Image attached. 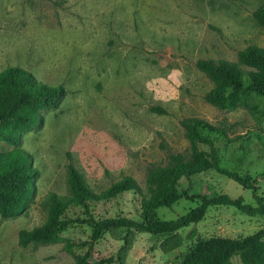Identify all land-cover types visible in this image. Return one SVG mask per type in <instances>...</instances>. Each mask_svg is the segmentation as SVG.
Masks as SVG:
<instances>
[{
  "label": "rangeland",
  "instance_id": "rangeland-1",
  "mask_svg": "<svg viewBox=\"0 0 264 264\" xmlns=\"http://www.w3.org/2000/svg\"><path fill=\"white\" fill-rule=\"evenodd\" d=\"M259 7L264 0H0V70L19 67L38 82L65 90L55 110L43 111L41 122L19 135L17 147L31 156L38 176L28 208L0 219V264H73L62 244H17L19 230L44 221L42 197L64 194L65 152L95 193L123 176L132 177L144 192L149 168L165 165L169 155L188 154L179 121L191 117L218 130L201 131L212 141L218 167L248 174L264 203V101L237 91L217 109L203 100L212 83L194 66L201 59L234 62L237 51L248 45L264 48V30L252 18ZM243 85L248 86L246 77ZM152 107L165 113L151 112ZM13 147L0 140V154ZM177 192L226 195L255 206L250 190L214 170L181 179ZM139 199L123 193L90 204V214L96 220L139 221ZM198 204L180 196L169 208L155 210L154 219L174 220ZM77 215L78 209L68 212L71 218ZM261 229L263 216L211 206L199 222L172 238L122 229L103 233L89 261L174 264L198 241L239 239ZM89 235L80 225L61 234L73 241ZM230 263L239 264L238 258Z\"/></svg>",
  "mask_w": 264,
  "mask_h": 264
},
{
  "label": "trees",
  "instance_id": "trees-1",
  "mask_svg": "<svg viewBox=\"0 0 264 264\" xmlns=\"http://www.w3.org/2000/svg\"><path fill=\"white\" fill-rule=\"evenodd\" d=\"M252 18L264 30V7L257 8L252 13ZM194 66L212 83V88L203 96L205 103L223 109L230 94L237 91L253 92L264 101L263 47H244L237 51L234 62L201 59ZM244 77L248 79L246 87L243 85ZM64 95L65 90L61 85L48 86L40 83L31 73L19 67L8 66L0 70V140L14 146L10 151L0 154V219L22 214L34 198V181L38 171L31 164V156L17 147L19 135L36 127L41 122V113L55 110ZM150 111L165 113L159 107H152ZM179 124L188 143V154L169 155L165 165L149 168L144 178V192L132 177L123 176L95 193L71 164L70 153L65 152L64 194L48 192L42 197L39 207L44 211V221L31 229L19 230L18 246L24 248L28 245L62 244L63 252L70 256L73 264H106L109 260L89 261L92 246L103 233L122 229L126 232L172 238L179 229L199 222L206 209L211 206L232 207L246 216L264 217L263 199L257 195V187L253 185L251 177L218 167L212 141L201 133L218 130L194 117L180 120ZM197 144L206 146L207 151L198 149ZM210 170L225 176L241 188L250 190L255 206L226 195L205 198L177 192L181 179ZM127 192L140 197L139 221L126 217L96 220L91 216L90 204L110 201ZM180 196L188 200L196 199L199 204L174 220L154 219L155 210L169 208ZM74 209L79 210V215L71 218L68 212ZM75 225L89 229L88 240L73 241L61 236L67 228ZM168 242L167 239L161 245L162 250L167 249ZM83 247L86 248L84 253H75L76 248ZM232 257H237L239 264H263L264 229L239 239L211 237L198 241L174 264H231Z\"/></svg>",
  "mask_w": 264,
  "mask_h": 264
}]
</instances>
